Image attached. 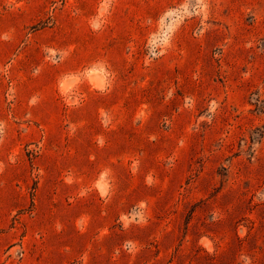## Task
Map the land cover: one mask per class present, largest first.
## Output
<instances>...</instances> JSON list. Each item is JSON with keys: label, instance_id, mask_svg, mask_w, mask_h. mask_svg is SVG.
Returning a JSON list of instances; mask_svg holds the SVG:
<instances>
[{"label": "rangeland", "instance_id": "rangeland-1", "mask_svg": "<svg viewBox=\"0 0 264 264\" xmlns=\"http://www.w3.org/2000/svg\"><path fill=\"white\" fill-rule=\"evenodd\" d=\"M0 264H264V0H0Z\"/></svg>", "mask_w": 264, "mask_h": 264}]
</instances>
